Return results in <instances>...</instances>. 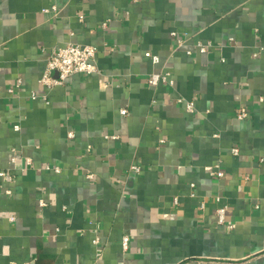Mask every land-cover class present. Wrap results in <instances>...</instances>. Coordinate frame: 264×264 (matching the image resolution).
Wrapping results in <instances>:
<instances>
[{
    "label": "crops",
    "instance_id": "0c3cea01",
    "mask_svg": "<svg viewBox=\"0 0 264 264\" xmlns=\"http://www.w3.org/2000/svg\"><path fill=\"white\" fill-rule=\"evenodd\" d=\"M262 159L264 0H0V264H264Z\"/></svg>",
    "mask_w": 264,
    "mask_h": 264
},
{
    "label": "built area",
    "instance_id": "2783aa9c",
    "mask_svg": "<svg viewBox=\"0 0 264 264\" xmlns=\"http://www.w3.org/2000/svg\"><path fill=\"white\" fill-rule=\"evenodd\" d=\"M55 7H53L54 9ZM105 27V23H103ZM211 44L209 42L197 41L196 46L200 53L206 52L207 48ZM190 51H188L189 53ZM96 53L97 50L95 46L90 44H79L74 42H66L61 46L54 47L51 49L46 66L40 76L39 81L46 85L47 87H51L56 84L65 83L66 79L75 74L82 75H91L98 71V65L96 63ZM145 56L149 57L152 62H158L159 58L156 54L151 53L150 51L145 52ZM162 81L167 82L169 85L172 84V80L169 78V72H163L160 75ZM263 97H260L262 99ZM177 102L180 104H184L185 108L189 112L194 111V101L193 100H185L182 97L177 98ZM121 114H127L126 108H121ZM248 114L247 110L243 107H240L236 111V115L238 118H244ZM14 128L17 129L18 126L14 125ZM70 136L72 133H69ZM232 153L237 154L238 148L233 147ZM264 161V159H262ZM135 171H139L137 166H133ZM55 170H58L55 167ZM210 174L216 177H222L224 175L223 169L220 167L219 163L215 164L214 169L210 170ZM1 176H6L7 178H11L10 174H7L4 171H0ZM6 192H10L8 189ZM215 200L219 201L220 197L215 196ZM39 205L41 207L46 205V202L43 199H39ZM200 206L203 207V203H200ZM226 204H221L216 208L217 221L219 225H223L226 229L231 230L235 227L234 222L227 220L226 218ZM15 219L14 216H9V220L13 221ZM95 243L98 242L96 238L94 240ZM121 246L124 251L128 249L129 246V236L123 235L121 238Z\"/></svg>",
    "mask_w": 264,
    "mask_h": 264
}]
</instances>
